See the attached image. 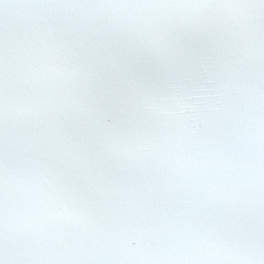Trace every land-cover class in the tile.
<instances>
[{"label": "snow or ice", "instance_id": "1", "mask_svg": "<svg viewBox=\"0 0 264 264\" xmlns=\"http://www.w3.org/2000/svg\"><path fill=\"white\" fill-rule=\"evenodd\" d=\"M0 264H264V0H0Z\"/></svg>", "mask_w": 264, "mask_h": 264}]
</instances>
